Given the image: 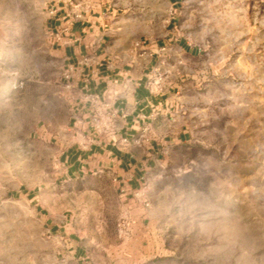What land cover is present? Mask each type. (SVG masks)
<instances>
[{
	"label": "rangeland",
	"instance_id": "1",
	"mask_svg": "<svg viewBox=\"0 0 264 264\" xmlns=\"http://www.w3.org/2000/svg\"><path fill=\"white\" fill-rule=\"evenodd\" d=\"M47 6L0 0V264H264V0H181L149 29L135 5L129 44L171 21L193 49V73L171 64L195 76L179 84L194 106L185 142L123 203L55 166L73 113Z\"/></svg>",
	"mask_w": 264,
	"mask_h": 264
},
{
	"label": "crops",
	"instance_id": "2",
	"mask_svg": "<svg viewBox=\"0 0 264 264\" xmlns=\"http://www.w3.org/2000/svg\"><path fill=\"white\" fill-rule=\"evenodd\" d=\"M180 2L48 0L51 49L61 62V82L72 95L73 122L63 128L55 161L60 177L97 176L123 203L133 200L165 151L185 142L194 97L179 84L195 76L180 70L193 73L183 63L193 58V49L174 37L171 21L163 25L161 42L127 41L137 33L136 4L149 12V29L153 9L167 16L169 6L172 13ZM174 60L180 70L171 64Z\"/></svg>",
	"mask_w": 264,
	"mask_h": 264
},
{
	"label": "built area",
	"instance_id": "3",
	"mask_svg": "<svg viewBox=\"0 0 264 264\" xmlns=\"http://www.w3.org/2000/svg\"><path fill=\"white\" fill-rule=\"evenodd\" d=\"M144 182H145L144 179H142L141 180V187L134 191L132 197L139 199L142 196H144V194L146 193L145 192V188H142V186L144 185ZM143 203H144L145 206L148 205L147 202H146V200H144ZM119 227H121V226L119 225ZM120 230L121 231H119V232L122 233L123 232L122 231L123 229L121 228Z\"/></svg>",
	"mask_w": 264,
	"mask_h": 264
}]
</instances>
